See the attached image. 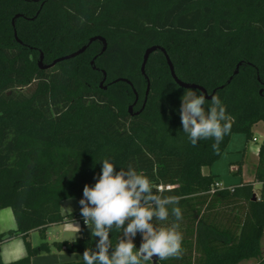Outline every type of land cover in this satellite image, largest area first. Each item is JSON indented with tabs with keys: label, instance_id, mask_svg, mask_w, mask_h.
<instances>
[{
	"label": "trees",
	"instance_id": "16d2710c",
	"mask_svg": "<svg viewBox=\"0 0 264 264\" xmlns=\"http://www.w3.org/2000/svg\"><path fill=\"white\" fill-rule=\"evenodd\" d=\"M93 37L104 39L105 49L100 39L89 44ZM84 46L74 58L39 66L41 55L49 65ZM152 46L159 49L143 73ZM162 50L177 78L197 87L176 82ZM189 89L218 96L234 118L219 153L213 139L193 146L183 132L179 111ZM210 102L206 97V109ZM260 122L264 0H0V210L10 207L17 223L0 234V264H32L48 249L47 227L72 218L81 222L79 236L53 245L68 253L97 250L79 201L105 158L116 171L131 166L146 175L154 190L171 186L163 195L180 198L182 254L152 264H264V139L255 200L254 182L219 189L218 175L203 173L233 134L249 142ZM70 198L79 211L64 215L61 202ZM173 222L171 215L154 221ZM33 230L43 239L36 247L27 240ZM20 234L28 256L4 263L2 243ZM109 238L114 247L123 233L113 228ZM133 242L138 249L140 233Z\"/></svg>",
	"mask_w": 264,
	"mask_h": 264
},
{
	"label": "clouds",
	"instance_id": "9594fccd",
	"mask_svg": "<svg viewBox=\"0 0 264 264\" xmlns=\"http://www.w3.org/2000/svg\"><path fill=\"white\" fill-rule=\"evenodd\" d=\"M205 104L203 93L185 90L179 111L182 129L191 145L213 139L212 149L219 153L220 144L232 130L234 118L218 96L211 98L207 109ZM163 191L154 190L150 179L131 166L116 171L109 159H103L97 182L94 186H84L83 198L79 201L85 225L93 237L99 238L97 250L83 252L84 264H146L154 257L179 258L183 251L180 198L165 196ZM170 215L175 221L170 225L154 223L167 221ZM113 228L123 233L114 247L109 238ZM75 232H80L79 226H75ZM137 233L142 238L138 249L133 242ZM110 249L113 250L110 252Z\"/></svg>",
	"mask_w": 264,
	"mask_h": 264
},
{
	"label": "crops",
	"instance_id": "0c3cea01",
	"mask_svg": "<svg viewBox=\"0 0 264 264\" xmlns=\"http://www.w3.org/2000/svg\"><path fill=\"white\" fill-rule=\"evenodd\" d=\"M254 128H253V131H254ZM236 135L237 134L232 135L229 145L232 143V141H234V139L240 140V138H235ZM260 138L264 139V129L263 131L260 132V135L257 141H254V139L252 141L258 142ZM240 142H242V144L244 145V150L247 152L249 149L248 143L250 141L243 142V139H241ZM258 149L259 147L256 149L257 164H258ZM244 166H245L244 157L243 159L239 160V164L231 165V167H233V173L236 175L241 174V176L244 173ZM240 167H241V172L237 173ZM203 173L204 174H216L218 175V180L222 182V180L220 179V175L216 171L213 170V166L204 167ZM254 178H255V171H254V175L252 179H243L241 177V181L239 183L254 182ZM236 184L238 183L229 184L228 186H233ZM260 188H261V184L258 182H254V190L257 196H259ZM61 210L64 215L77 214L79 211V205H78L77 200L74 198L63 200L61 202ZM75 226H79V228L81 229V222L79 218H72V219L66 220L65 222L58 223V224H52L49 227H47L45 241L48 244V249L40 251L38 254L34 255L31 258V263L32 264H55V263H61V262L82 260L83 254L68 253L65 249L59 250L53 245L54 242L72 241L76 239L79 236V233L75 232ZM16 229H17V223L15 220L13 210L10 207L1 209L0 210V234L7 233L9 231H15ZM27 240L31 243L33 247L39 246L43 242V239L41 237V233L39 230L31 231L27 236ZM27 256H28V249L25 243V239L21 234L14 236L12 239L5 241L1 245V258L4 263L14 262L22 258H25ZM244 262H241L240 264Z\"/></svg>",
	"mask_w": 264,
	"mask_h": 264
},
{
	"label": "rangeland",
	"instance_id": "374dc122",
	"mask_svg": "<svg viewBox=\"0 0 264 264\" xmlns=\"http://www.w3.org/2000/svg\"><path fill=\"white\" fill-rule=\"evenodd\" d=\"M264 129V123H258L254 128V137L259 138L260 132ZM235 138L243 139L246 142L245 136L243 134H237ZM240 140L232 141V143L227 147V150L222 155V157L213 165V170L220 175L222 183L226 186L233 183H239L241 177L243 179H252L254 171L257 165L256 149L262 143L263 139L260 138L258 142H253L252 140L248 143L249 149L246 152L244 150V145ZM244 157V173L236 175L233 173L232 164H239V160ZM238 160V161H237ZM140 246V245H139ZM262 250L264 256V238L262 241ZM153 261L146 262V264H152ZM258 261L255 259L245 261L242 264H257Z\"/></svg>",
	"mask_w": 264,
	"mask_h": 264
},
{
	"label": "water",
	"instance_id": "95a60500",
	"mask_svg": "<svg viewBox=\"0 0 264 264\" xmlns=\"http://www.w3.org/2000/svg\"><path fill=\"white\" fill-rule=\"evenodd\" d=\"M98 39H100V40L103 41L104 49H105V47H106V42H105L104 39H102V38H100V37H93V38H91L89 44L92 43L93 41L98 40ZM86 48H87V46H84V47H82L80 50H78V51H76V52H74V53H72V54H69V55H67V56L61 57V58L55 60L52 64H49V65H45V64H43V56L41 55L40 60H39V66H40L41 69H47V68H50V67L54 66L56 63H58V62H60V61H64V60H67V59H71V58L76 57L77 55L83 53V52L86 50ZM157 49H159L158 46H152V47H150V48H148V49L146 50L145 55H144L143 67H142V72H143V73H144V71H145V65H146V63H147V60H148L150 54H151L152 52L156 51ZM162 51H163L164 54L166 55V58H167V60H168L169 66H170L171 74H172L173 78L176 80V82H177L178 84L184 86V87H197V86H195V85H189V84L183 83L182 81H180V80L177 78V76H176V74H175V71H174V67H173V65H172V63H171L169 57L167 56V54H166V52H165L164 50H162ZM104 75H105V73H104ZM148 89H149V83H148ZM200 89H201V88H200ZM201 90H202L203 93H206L203 89H201ZM205 96H206L207 98H212V95H206V94H205ZM131 109H132V108H131ZM256 198H257V195L254 194L253 199L255 200ZM155 259H156V257H154L152 261L154 262Z\"/></svg>",
	"mask_w": 264,
	"mask_h": 264
},
{
	"label": "built area",
	"instance_id": "2783aa9c",
	"mask_svg": "<svg viewBox=\"0 0 264 264\" xmlns=\"http://www.w3.org/2000/svg\"><path fill=\"white\" fill-rule=\"evenodd\" d=\"M254 141H257V138H254ZM215 188H219V189H224L226 188V186L221 182V181H216L215 185H214ZM159 189H163V188H166V189H170L171 186L167 185V186H159L158 187ZM230 190L232 191L233 188L229 187ZM211 192H214V189L211 191ZM258 197V196H257Z\"/></svg>",
	"mask_w": 264,
	"mask_h": 264
}]
</instances>
